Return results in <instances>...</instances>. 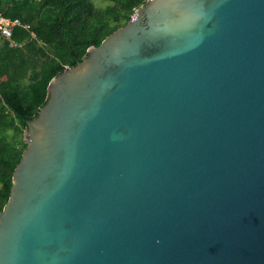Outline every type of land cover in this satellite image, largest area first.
<instances>
[{"label": "water", "instance_id": "obj_1", "mask_svg": "<svg viewBox=\"0 0 264 264\" xmlns=\"http://www.w3.org/2000/svg\"><path fill=\"white\" fill-rule=\"evenodd\" d=\"M46 93L0 264H264V0H146Z\"/></svg>", "mask_w": 264, "mask_h": 264}, {"label": "trees", "instance_id": "obj_2", "mask_svg": "<svg viewBox=\"0 0 264 264\" xmlns=\"http://www.w3.org/2000/svg\"><path fill=\"white\" fill-rule=\"evenodd\" d=\"M102 1L108 3L103 9L91 0H0V15L29 27L14 31L17 48L0 38V211L26 148V123L47 102L49 81L124 26L146 0Z\"/></svg>", "mask_w": 264, "mask_h": 264}, {"label": "built area", "instance_id": "obj_3", "mask_svg": "<svg viewBox=\"0 0 264 264\" xmlns=\"http://www.w3.org/2000/svg\"><path fill=\"white\" fill-rule=\"evenodd\" d=\"M18 28L29 31L28 25L22 24L18 19H9L0 15V38L7 41L11 48H17L20 45L12 39L14 31ZM31 39H36L32 32H29Z\"/></svg>", "mask_w": 264, "mask_h": 264}, {"label": "rangeland", "instance_id": "obj_4", "mask_svg": "<svg viewBox=\"0 0 264 264\" xmlns=\"http://www.w3.org/2000/svg\"><path fill=\"white\" fill-rule=\"evenodd\" d=\"M93 5L98 9H103L108 3L102 0H91Z\"/></svg>", "mask_w": 264, "mask_h": 264}]
</instances>
